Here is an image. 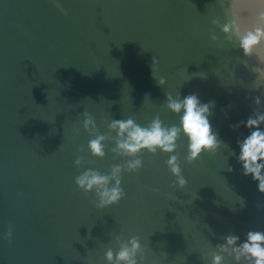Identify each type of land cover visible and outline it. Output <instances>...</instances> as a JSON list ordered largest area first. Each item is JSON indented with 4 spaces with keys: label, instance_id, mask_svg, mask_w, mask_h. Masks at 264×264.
Masks as SVG:
<instances>
[{
    "label": "water",
    "instance_id": "water-1",
    "mask_svg": "<svg viewBox=\"0 0 264 264\" xmlns=\"http://www.w3.org/2000/svg\"><path fill=\"white\" fill-rule=\"evenodd\" d=\"M59 3L67 15L52 0H0V264H107L116 235L140 238L143 264H210L205 254L225 235L243 241L250 230L264 231V193L237 162V140L250 130L230 127L246 122L258 95L264 110V85L256 88L241 49L210 40L212 19L224 21L219 0ZM258 7L246 3L241 19L251 22ZM166 93L213 102L212 130L230 147L188 164L181 135L173 154L183 188L166 164L170 154L145 150L143 166L122 173L126 196L95 207V194L86 196L75 177L88 168L109 173L128 158L111 151L114 140L104 142L103 158L92 156L79 113L88 112L101 134L112 119L146 126L159 115L178 124L163 107Z\"/></svg>",
    "mask_w": 264,
    "mask_h": 264
},
{
    "label": "clouds",
    "instance_id": "clouds-1",
    "mask_svg": "<svg viewBox=\"0 0 264 264\" xmlns=\"http://www.w3.org/2000/svg\"><path fill=\"white\" fill-rule=\"evenodd\" d=\"M56 7L67 15L66 9L59 3V0H52ZM249 2L256 3L259 7L254 13L251 22H244L241 19V12L246 10L244 5ZM219 6L224 12V21L219 17L212 19V28L209 29L210 40L218 46L228 43L234 48H239L243 56L248 59L242 60L246 68L256 74L255 86L259 88L264 85V0H219ZM215 29L223 34V40L216 34ZM255 58L257 63L252 65L249 61ZM157 63L153 57V65ZM153 76L154 69H153ZM203 76V75H202ZM158 82L161 86L166 83L164 77ZM257 108L245 121L230 127L239 128L244 125L250 130V134L242 140H237L239 154L237 162L242 165V174L251 175L257 181L258 191L264 193V110H261L262 99L258 95L254 97ZM213 102L202 103L196 94H189L182 99L166 93V101L163 104L167 110L179 115V123L166 125L155 116L146 126H141L133 118L112 119L107 124L108 132L101 134L93 117L88 112H81L84 117L82 124L93 138L89 139L87 149L92 156L103 158L105 156V141L114 140L115 147L111 149L117 156L127 157L123 164H115L109 173H101L99 170L88 168L75 177V183L87 196L95 194V207L104 208L118 204L126 196L125 190L121 187V176L123 172H135L142 166L140 153L147 151L156 154L158 151L170 154L166 160L169 171L175 176L176 184L183 188L187 180L182 175L179 156L173 154L178 148V140L181 135L187 138V155L185 161L188 164L194 163L200 158L203 152L215 154L221 146H230L218 138L214 133L209 121L211 106ZM254 129V130H253ZM79 133V129H77ZM115 133V136H112ZM78 151L83 152L81 146ZM84 157L78 156L74 164L82 166ZM91 163V161H89ZM232 171V167H228ZM11 242L12 226L4 234ZM118 244V250L108 247L104 252L107 264H143L145 259L144 248L137 235H130L124 239L122 235L114 237ZM223 242L217 243L212 250L205 254L210 257V264H226V257L231 258L234 264H264V231L250 230L246 238L241 241L235 234H227Z\"/></svg>",
    "mask_w": 264,
    "mask_h": 264
}]
</instances>
